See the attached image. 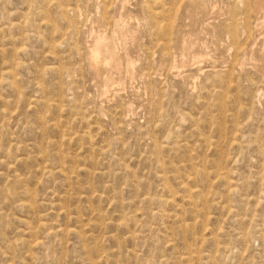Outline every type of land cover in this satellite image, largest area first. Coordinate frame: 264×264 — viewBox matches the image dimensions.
Segmentation results:
<instances>
[{
  "label": "rangeland",
  "instance_id": "rangeland-1",
  "mask_svg": "<svg viewBox=\"0 0 264 264\" xmlns=\"http://www.w3.org/2000/svg\"><path fill=\"white\" fill-rule=\"evenodd\" d=\"M0 264H264V5L0 0Z\"/></svg>",
  "mask_w": 264,
  "mask_h": 264
},
{
  "label": "bare ground",
  "instance_id": "bare-ground-1",
  "mask_svg": "<svg viewBox=\"0 0 264 264\" xmlns=\"http://www.w3.org/2000/svg\"><path fill=\"white\" fill-rule=\"evenodd\" d=\"M263 5H264V0H254V6H255V8L257 6L258 9H262V6ZM105 46H107V45L104 42V37L101 36V35H97L96 38H95V40L93 41L92 45L89 48V51H88V61H89V64L92 67H94L95 69H98L99 63L102 62L101 61V58L103 56V50H104V47ZM107 55H109L108 57L111 58V52H108ZM107 62H106V64H107Z\"/></svg>",
  "mask_w": 264,
  "mask_h": 264
}]
</instances>
